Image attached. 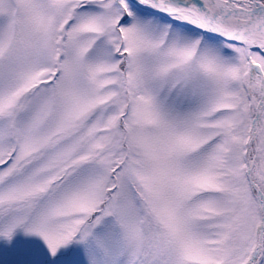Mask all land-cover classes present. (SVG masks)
<instances>
[{
    "label": "snow or ice",
    "instance_id": "6c2138e0",
    "mask_svg": "<svg viewBox=\"0 0 264 264\" xmlns=\"http://www.w3.org/2000/svg\"><path fill=\"white\" fill-rule=\"evenodd\" d=\"M0 242L264 264V0H0Z\"/></svg>",
    "mask_w": 264,
    "mask_h": 264
},
{
    "label": "rangeland",
    "instance_id": "374dc122",
    "mask_svg": "<svg viewBox=\"0 0 264 264\" xmlns=\"http://www.w3.org/2000/svg\"><path fill=\"white\" fill-rule=\"evenodd\" d=\"M17 243L23 241H32L34 243H38L40 245L43 244V241L38 240L36 237H25L23 233H19L15 238ZM0 247H3V242H0ZM23 259L22 257H14L7 254V251H3L0 249V264H16V261Z\"/></svg>",
    "mask_w": 264,
    "mask_h": 264
}]
</instances>
